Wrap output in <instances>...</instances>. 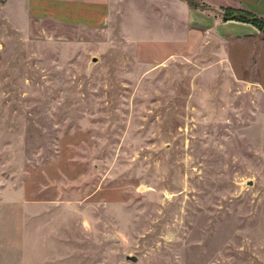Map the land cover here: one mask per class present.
Masks as SVG:
<instances>
[{
  "label": "rangeland",
  "instance_id": "obj_1",
  "mask_svg": "<svg viewBox=\"0 0 264 264\" xmlns=\"http://www.w3.org/2000/svg\"><path fill=\"white\" fill-rule=\"evenodd\" d=\"M3 2L0 264H264V25L150 65Z\"/></svg>",
  "mask_w": 264,
  "mask_h": 264
},
{
  "label": "crops",
  "instance_id": "obj_2",
  "mask_svg": "<svg viewBox=\"0 0 264 264\" xmlns=\"http://www.w3.org/2000/svg\"><path fill=\"white\" fill-rule=\"evenodd\" d=\"M195 1L206 7H193L187 0H4L1 10L8 22L30 37L98 45L120 40L133 44L136 55L150 65L180 56L213 35L227 39L255 33L251 24L223 21L222 9L264 17V9L257 10L255 4L261 0ZM261 43L255 56L262 76Z\"/></svg>",
  "mask_w": 264,
  "mask_h": 264
},
{
  "label": "trees",
  "instance_id": "obj_3",
  "mask_svg": "<svg viewBox=\"0 0 264 264\" xmlns=\"http://www.w3.org/2000/svg\"><path fill=\"white\" fill-rule=\"evenodd\" d=\"M228 19H237L243 22H248L253 26L257 27L259 30L262 29L264 25L263 18H260L245 10H237V9H229V8L222 9V20L227 21Z\"/></svg>",
  "mask_w": 264,
  "mask_h": 264
},
{
  "label": "water",
  "instance_id": "obj_4",
  "mask_svg": "<svg viewBox=\"0 0 264 264\" xmlns=\"http://www.w3.org/2000/svg\"><path fill=\"white\" fill-rule=\"evenodd\" d=\"M93 61H95V60L93 59ZM249 184H250V181H249ZM125 260H130L132 262H135L137 260V258L135 256H132V255H126Z\"/></svg>",
  "mask_w": 264,
  "mask_h": 264
}]
</instances>
